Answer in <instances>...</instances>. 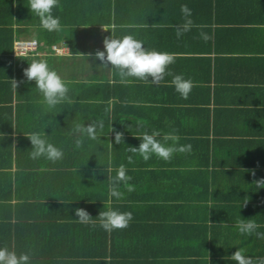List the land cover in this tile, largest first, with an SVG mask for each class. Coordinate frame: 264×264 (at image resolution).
Here are the masks:
<instances>
[{"label":"crops","instance_id":"obj_1","mask_svg":"<svg viewBox=\"0 0 264 264\" xmlns=\"http://www.w3.org/2000/svg\"><path fill=\"white\" fill-rule=\"evenodd\" d=\"M181 5L196 26L178 39ZM52 15L61 27L44 34L29 0H0V248L29 254V264H236L238 249L254 264L264 260L256 235L264 233V187L255 184L264 179V0H58ZM112 23L117 38L175 54L159 85L122 83L94 58L111 37L101 26ZM16 38L36 39L38 54L14 56ZM34 59L57 72L69 99L42 102L23 74ZM174 75L194 82L187 99ZM100 120L98 140L74 132ZM153 131L166 146L174 142L165 134L179 136L175 146L191 151L169 161L128 151ZM32 132L45 133L63 159H31ZM121 164L134 190L119 182L122 197H110ZM77 208L94 223L77 222ZM109 208L131 212L129 226L102 229L97 216ZM240 219L259 227L241 234Z\"/></svg>","mask_w":264,"mask_h":264},{"label":"clouds","instance_id":"obj_2","mask_svg":"<svg viewBox=\"0 0 264 264\" xmlns=\"http://www.w3.org/2000/svg\"><path fill=\"white\" fill-rule=\"evenodd\" d=\"M58 6V0H29V9L34 12L40 21V25L47 31H57L60 29V19L52 15V9ZM180 11L184 17V23L176 26V36L179 39L184 33L191 30L194 25L191 17V9L187 5H181ZM102 29L110 31L111 37H106L103 40L104 49L106 51L95 52V59L102 62V67L107 68V65H111V69L116 70V74L119 76L122 83H128L127 78L134 77L144 82H150L154 85L164 79L167 67L175 62V54L168 52H159L156 50H148L143 46V41L134 38L133 35H123L122 37H115L113 33L116 31L118 25L112 23L110 25L101 26ZM203 27V26H198ZM200 37L204 41H208L211 37L201 31ZM37 41L33 40L30 44L20 45L21 49L35 48ZM16 54V53H15ZM79 54V53H78ZM24 76L28 81H35V88L42 94L43 103L49 108L55 107L57 104L69 99V88L62 78L57 74L55 70L49 68L47 61L45 60H33L28 67L23 70ZM167 75H173L168 72ZM151 77V81H149ZM12 81V86L15 89L18 87V82ZM176 92H178L183 99H187L192 89L195 87L194 82L191 79H185L183 75H174L171 81ZM139 126L146 125V121H138ZM103 120L89 123L85 126L83 123H77L74 128V132L80 136H87L92 140H98L99 136L97 128L103 129ZM110 131H114L110 128ZM161 134L159 131H153L151 134L148 132L142 133L137 138L141 139L139 147H128V151L133 154H139L144 161H148L152 155L164 161H169L173 154L176 152H190L191 145L175 146V143L179 141V136L172 133L165 134L163 140L165 142L171 140L173 145L166 146L157 137ZM30 140L32 145V151L30 152L31 159H38L45 157L48 161L56 163L63 159L64 153L61 149L48 142L45 138V133L32 132L26 136ZM115 143L120 144L123 141V134L115 132ZM79 143V141H78ZM112 147V145L109 143ZM129 163L133 162V157H128ZM116 171V176L113 178L109 185L110 197L121 198L123 193L118 190L119 182H124L129 192L134 190V186L127 182L131 180V177L126 175L127 169L121 164ZM254 175V171H253ZM256 187H264V179L255 181ZM246 201L244 204H246ZM75 215L78 217L77 222L82 224L94 223L93 219L82 208L75 209ZM99 224L102 229L107 232H111L115 229H125L129 226V222L133 219L131 212H119L109 208L107 211H100L98 216ZM259 226L251 219H240L237 223V228L241 234L251 235ZM258 238L264 237V233L256 232ZM244 249L236 250L231 259L236 264H254L251 257L244 254ZM30 255L22 253L19 256L14 251H9L7 247L0 248V264H29ZM259 264H264V260H261Z\"/></svg>","mask_w":264,"mask_h":264},{"label":"built area","instance_id":"obj_3","mask_svg":"<svg viewBox=\"0 0 264 264\" xmlns=\"http://www.w3.org/2000/svg\"><path fill=\"white\" fill-rule=\"evenodd\" d=\"M37 41L36 39H23V38H16L13 41V55L14 56H23V57H27V56H32V55H36L38 54V42L35 48H29V49H21L20 45L22 44H30L31 41ZM16 53V54H15Z\"/></svg>","mask_w":264,"mask_h":264},{"label":"trees","instance_id":"obj_4","mask_svg":"<svg viewBox=\"0 0 264 264\" xmlns=\"http://www.w3.org/2000/svg\"><path fill=\"white\" fill-rule=\"evenodd\" d=\"M105 21H108V19L106 18V20ZM74 23L75 24H77L76 22H75V20H74ZM44 34H46V33H49V31H47V30H44V32H43ZM12 50H13V43H12Z\"/></svg>","mask_w":264,"mask_h":264}]
</instances>
